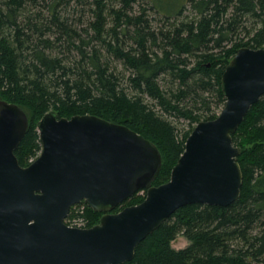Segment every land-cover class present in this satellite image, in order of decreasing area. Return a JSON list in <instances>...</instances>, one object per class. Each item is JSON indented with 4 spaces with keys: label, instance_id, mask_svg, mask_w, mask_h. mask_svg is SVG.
<instances>
[{
    "label": "trees",
    "instance_id": "16d2710c",
    "mask_svg": "<svg viewBox=\"0 0 264 264\" xmlns=\"http://www.w3.org/2000/svg\"><path fill=\"white\" fill-rule=\"evenodd\" d=\"M81 1L90 13L86 21L69 12ZM146 1L163 11L165 24L153 28L143 4L134 13L137 0H0V99L17 103L28 117L14 150L20 165L41 150L36 123L45 112L90 113L149 139L162 157L152 184L169 179L195 124L217 116L213 102L224 104L226 64L241 46L264 47V0H180L174 10ZM184 2L191 18L180 19ZM246 17L254 25H241L239 37ZM232 141L240 147L238 199L179 207L119 264H264V95ZM145 193L138 190L111 211L139 203ZM72 208L65 222L81 217L84 227L102 214L86 204ZM180 235L189 243L176 249L171 242Z\"/></svg>",
    "mask_w": 264,
    "mask_h": 264
},
{
    "label": "water",
    "instance_id": "95a60500",
    "mask_svg": "<svg viewBox=\"0 0 264 264\" xmlns=\"http://www.w3.org/2000/svg\"><path fill=\"white\" fill-rule=\"evenodd\" d=\"M220 86L219 113L195 124L169 179L158 185L152 184L162 163L156 145L90 113L45 112L36 123L41 150L20 165L14 150L28 117L17 103L0 99V264H119L179 207L237 200L242 172L232 134L264 95V47H239ZM141 189L142 201L111 211ZM80 202L102 213L97 223L64 221Z\"/></svg>",
    "mask_w": 264,
    "mask_h": 264
},
{
    "label": "rangeland",
    "instance_id": "374dc122",
    "mask_svg": "<svg viewBox=\"0 0 264 264\" xmlns=\"http://www.w3.org/2000/svg\"><path fill=\"white\" fill-rule=\"evenodd\" d=\"M146 0H137V2H135L134 4V13L138 12V8L139 5L143 4L145 5L147 8V18L149 19L150 24L152 25V27H159L162 26L163 24L166 23V18H164V16L162 15L163 11L161 9L157 10L154 8H150L151 4L148 3ZM153 2L155 3V5L157 6H162L165 9H169V10H174L178 7V5L180 4V0H153ZM70 4L72 5L73 2H70ZM74 5V4H73ZM87 9V5L86 6H82V1L78 3L77 6H72L71 9H69V12L72 14V17L74 18H78L81 14H82V18L83 21H86L90 16V13L86 10ZM192 16H194V12L191 10V7L189 5V2H184L183 4V10H182V14L180 19H188L191 18ZM175 17H172L169 19V21H173ZM246 26V29H251L254 25V19L252 18H248L246 17L245 19H243V21L241 22L239 28L237 29V31L239 32V34L237 36L241 37L244 36L245 32L244 29L242 28V26ZM236 36V37H237ZM122 66L121 64L117 63V70L120 71L122 70ZM211 108L213 111H216L219 113L220 111V105H215L214 102L211 105ZM179 127L182 129L187 128V122L186 120H182L179 119ZM142 193V192H139ZM189 243V241L184 237V236H178L177 238H175L172 242L171 245L172 247L178 249V248H183L185 247L187 244Z\"/></svg>",
    "mask_w": 264,
    "mask_h": 264
},
{
    "label": "built area",
    "instance_id": "2783aa9c",
    "mask_svg": "<svg viewBox=\"0 0 264 264\" xmlns=\"http://www.w3.org/2000/svg\"><path fill=\"white\" fill-rule=\"evenodd\" d=\"M73 208H83L84 204L80 203V204H75L72 206ZM72 208V209H73ZM66 223L70 226H79V227H84V220L81 217H75V216H71V218H68L66 220Z\"/></svg>",
    "mask_w": 264,
    "mask_h": 264
}]
</instances>
